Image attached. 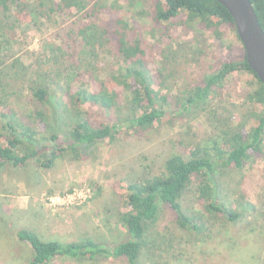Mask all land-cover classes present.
I'll list each match as a JSON object with an SVG mask.
<instances>
[{
	"label": "trees",
	"instance_id": "16d2710c",
	"mask_svg": "<svg viewBox=\"0 0 264 264\" xmlns=\"http://www.w3.org/2000/svg\"><path fill=\"white\" fill-rule=\"evenodd\" d=\"M250 1L264 32V0ZM30 31L45 35L46 49L17 88L0 83V168L31 164L37 173L57 160L86 158L95 145L123 133L147 137L164 120L172 124L190 110L209 112L232 85L247 110L240 122L215 113L214 119L223 120L216 134L179 141L158 171L145 167L144 176L124 185L110 218L124 228L122 238L86 234L64 242L19 229L15 238L32 252L25 264H53L57 258L73 264H196L193 249L222 235L212 231L217 223L249 229L244 234L258 231L264 242V218L260 222L244 188L250 163L264 156V84L248 67L232 18L220 3L0 0V67H15L13 50ZM236 45L240 53L216 54ZM83 63L102 75L80 70ZM47 104L60 123L57 130L46 123ZM229 172L240 175L232 201L221 196ZM90 186L95 195L99 187ZM186 193L196 202L192 209L184 208ZM163 212L172 215L181 234L155 229ZM248 212L254 223L245 217ZM228 230L222 235L226 241L233 236ZM256 246L259 252L250 259L262 264V243Z\"/></svg>",
	"mask_w": 264,
	"mask_h": 264
},
{
	"label": "rangeland",
	"instance_id": "374dc122",
	"mask_svg": "<svg viewBox=\"0 0 264 264\" xmlns=\"http://www.w3.org/2000/svg\"><path fill=\"white\" fill-rule=\"evenodd\" d=\"M44 38L45 35L34 31L27 32L25 38L20 36L18 40L20 45L13 50L16 51L13 57L16 61L15 67L8 71L0 67L1 84L9 83L8 87L15 89L26 80L31 69L28 67L39 61L46 49ZM25 52L29 54L25 55ZM238 52L240 53V46L236 45L232 49L222 51L221 54L216 51V54L226 57L229 53L234 55ZM97 61L100 63V60ZM6 63L9 64V61L7 60ZM86 68L92 70L96 77L102 75L94 69V66L87 63L79 67L80 70ZM184 81L182 78L179 79L180 83ZM60 83L63 86V83ZM235 88L232 85L222 91L221 97L216 99L209 112L190 110L172 124L164 120L165 122L159 128L153 129L147 137L135 136L130 132L123 133L112 143L95 145L89 150L86 158L81 160L67 159L63 162L57 160L50 170L37 173L35 172L37 167L31 164L23 168H14L7 164L0 168V264H25L30 260L32 252L28 245L15 238L19 229L27 228L45 237L54 235L64 242L87 235L111 241L122 238L125 233L124 228L115 218H110L119 208L124 185L144 176L145 167L151 172L158 171L167 155L173 150L178 151L179 141H198L216 134L223 120L214 119L215 113L223 119L242 121L247 107L238 98ZM57 91H54V97L59 95ZM53 98L52 102L55 100ZM44 111L47 113L48 127L57 130V124L60 123L57 121L55 124L51 105H45ZM96 119L99 120V116ZM63 121L66 123V120ZM253 161L247 170L250 177H246L244 188L248 193V200L257 205L255 212L261 222L264 218V206L261 205L264 203V156L261 161ZM34 174L37 175L35 178ZM239 176L230 172L225 174L221 196L226 200L232 201L231 190L237 187ZM94 183L99 187V191L86 201L84 199L87 198L86 189H91L90 185ZM65 194L70 195L73 200L77 199V204L53 205L49 202V199L62 197ZM192 197L191 193L185 194L183 200L185 209H192L191 207L195 206L196 202ZM250 212L245 217H248L250 223H254L255 216ZM173 220L170 213L163 212L155 229L164 234L167 231L173 232V235L181 234L182 232L175 230ZM220 224L217 223L212 229L213 233L219 230L223 235L229 229L232 238L226 241L222 235L217 238L213 235V240L201 241L204 244L199 243L203 245L202 248L196 244L198 246L193 249L195 263L253 264L250 258L259 252L256 244L261 242L264 250L262 233L255 231V234H244L249 229L241 228L239 225L236 227L226 225V228H221ZM111 225L112 229L109 228ZM243 229L247 230L243 231ZM258 229H262V226L260 225ZM262 256L264 258V253ZM108 263L110 260H107L106 264ZM53 264H73V262L70 259L57 258Z\"/></svg>",
	"mask_w": 264,
	"mask_h": 264
},
{
	"label": "water",
	"instance_id": "95a60500",
	"mask_svg": "<svg viewBox=\"0 0 264 264\" xmlns=\"http://www.w3.org/2000/svg\"><path fill=\"white\" fill-rule=\"evenodd\" d=\"M232 18L248 67L264 84V32L250 0H215Z\"/></svg>",
	"mask_w": 264,
	"mask_h": 264
},
{
	"label": "built area",
	"instance_id": "2783aa9c",
	"mask_svg": "<svg viewBox=\"0 0 264 264\" xmlns=\"http://www.w3.org/2000/svg\"><path fill=\"white\" fill-rule=\"evenodd\" d=\"M87 193V198H84L86 201H88L90 198H91V190L90 189H86V192ZM85 201V202H86ZM49 202H51V204H55V205H63V204H66V205H69V204H77L78 200H73L70 195H63L62 197H53L51 199H49Z\"/></svg>",
	"mask_w": 264,
	"mask_h": 264
}]
</instances>
